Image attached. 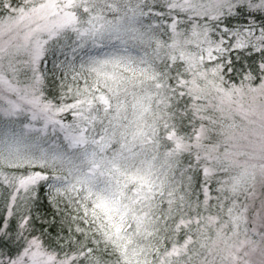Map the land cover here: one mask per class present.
Segmentation results:
<instances>
[{"label":"snow or ice","instance_id":"obj_1","mask_svg":"<svg viewBox=\"0 0 264 264\" xmlns=\"http://www.w3.org/2000/svg\"><path fill=\"white\" fill-rule=\"evenodd\" d=\"M0 264H264V0H0Z\"/></svg>","mask_w":264,"mask_h":264}]
</instances>
